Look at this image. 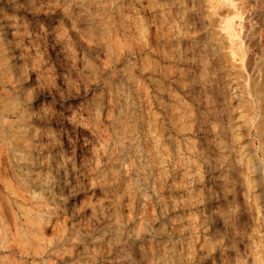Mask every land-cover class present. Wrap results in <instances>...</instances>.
<instances>
[{
  "label": "rangeland",
  "instance_id": "374dc122",
  "mask_svg": "<svg viewBox=\"0 0 264 264\" xmlns=\"http://www.w3.org/2000/svg\"><path fill=\"white\" fill-rule=\"evenodd\" d=\"M223 1L0 0V264H264V47L211 43Z\"/></svg>",
  "mask_w": 264,
  "mask_h": 264
},
{
  "label": "bare ground",
  "instance_id": "6f19581e",
  "mask_svg": "<svg viewBox=\"0 0 264 264\" xmlns=\"http://www.w3.org/2000/svg\"><path fill=\"white\" fill-rule=\"evenodd\" d=\"M217 4L212 3V5H209L211 10L209 12L210 15L208 26L210 27L208 29L207 37L211 43H214L220 51L227 54L234 61H236V63H240V52H243V56L247 54L246 53L244 55V39L247 36L243 39V34L246 32L247 34L249 33L251 35L249 47L252 49L255 55L259 54V52L262 51L261 48L264 47V32L261 31V25L264 23V0H224L222 5ZM244 16H246L248 21H254L255 25L249 27V29H245L246 27L243 24ZM14 132L15 131L10 132L12 136L15 134ZM11 145L15 147L19 146L18 140H13Z\"/></svg>",
  "mask_w": 264,
  "mask_h": 264
}]
</instances>
